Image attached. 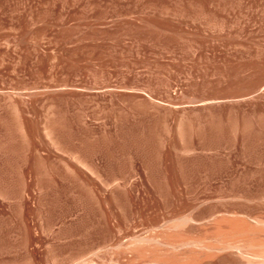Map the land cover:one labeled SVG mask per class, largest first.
Wrapping results in <instances>:
<instances>
[{
  "label": "rangeland",
  "instance_id": "rangeland-1",
  "mask_svg": "<svg viewBox=\"0 0 264 264\" xmlns=\"http://www.w3.org/2000/svg\"><path fill=\"white\" fill-rule=\"evenodd\" d=\"M251 216L264 0H0V264L188 260Z\"/></svg>",
  "mask_w": 264,
  "mask_h": 264
},
{
  "label": "bare ground",
  "instance_id": "bare-ground-1",
  "mask_svg": "<svg viewBox=\"0 0 264 264\" xmlns=\"http://www.w3.org/2000/svg\"><path fill=\"white\" fill-rule=\"evenodd\" d=\"M252 217H242L233 226H230L228 230L219 231L223 235L222 239L208 247L209 251H212H210L211 253L202 252L197 256L189 257L188 260H167L164 258L165 256H162L164 259L159 256L151 259V261H159L165 264H196V262L200 263L202 260L203 262L204 260H211L220 253L233 251L237 256L234 264H264V219L259 216ZM188 221H191V218H188L186 223ZM151 242L155 243L156 249L163 251L167 247L191 246L197 241L190 239V237L180 236L178 243L169 242L167 239H164V241L154 239Z\"/></svg>",
  "mask_w": 264,
  "mask_h": 264
}]
</instances>
